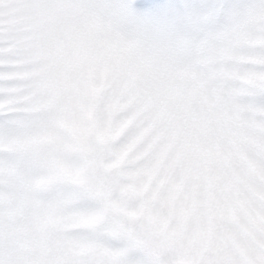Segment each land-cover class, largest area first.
<instances>
[{
	"label": "snow or ice",
	"instance_id": "obj_1",
	"mask_svg": "<svg viewBox=\"0 0 264 264\" xmlns=\"http://www.w3.org/2000/svg\"><path fill=\"white\" fill-rule=\"evenodd\" d=\"M16 2L78 148L40 204L0 173V264H264V0Z\"/></svg>",
	"mask_w": 264,
	"mask_h": 264
},
{
	"label": "rangeland",
	"instance_id": "obj_2",
	"mask_svg": "<svg viewBox=\"0 0 264 264\" xmlns=\"http://www.w3.org/2000/svg\"><path fill=\"white\" fill-rule=\"evenodd\" d=\"M38 18L47 22L52 17L16 0L0 6V65L5 68L0 112L10 117L0 123V173L6 198L15 199L17 208L29 201L40 204L44 192L61 182L63 164L78 148L71 131L69 138L64 139L69 125L63 120L45 131L43 114L50 104L41 97L48 92L50 82L37 79L47 71L45 66L34 67L43 58L33 36ZM68 115L71 116L70 110ZM30 174L35 175L29 184L26 176Z\"/></svg>",
	"mask_w": 264,
	"mask_h": 264
}]
</instances>
